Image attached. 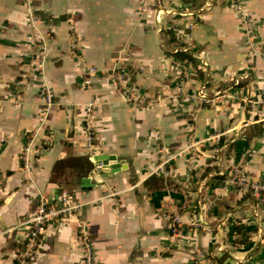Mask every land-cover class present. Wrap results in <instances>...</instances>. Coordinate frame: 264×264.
Segmentation results:
<instances>
[{"label":"crops","instance_id":"1","mask_svg":"<svg viewBox=\"0 0 264 264\" xmlns=\"http://www.w3.org/2000/svg\"><path fill=\"white\" fill-rule=\"evenodd\" d=\"M230 1L162 0L192 17L157 24L151 0H0V264L25 250L39 196L63 191L81 206L28 264H82L84 244L93 264H264V204L229 183L264 181V0H241L255 49ZM178 51L196 61L183 75Z\"/></svg>","mask_w":264,"mask_h":264},{"label":"built area","instance_id":"2","mask_svg":"<svg viewBox=\"0 0 264 264\" xmlns=\"http://www.w3.org/2000/svg\"><path fill=\"white\" fill-rule=\"evenodd\" d=\"M162 0H151L153 5V10L147 11L148 14L153 15V19L157 24L162 23V19L164 16L168 15H179L181 17H192L191 13L180 12L176 13L171 10H166L162 5ZM230 9L231 11L238 17L240 20L245 36L248 39V44L251 49H255L254 38L256 36V17L254 12L248 9L241 0H231L230 1ZM32 23L35 24L36 21L32 20ZM189 28L191 29L194 25L192 22L189 23ZM38 51L41 55L44 54V47L42 45L37 46ZM178 68L181 72V75L185 74L184 63L178 62ZM199 64L202 68H205L207 64L199 59ZM93 69H90V72H93ZM89 81L86 80L85 84H88ZM196 99L200 101H205L207 98L205 87H201L197 94L194 96ZM45 103L47 106H51L53 103V93L51 89H46L45 91ZM256 103L259 106L258 118L256 119V123H261L264 125V87L260 91V96ZM94 106V102H91L86 107V112L89 114ZM249 122H244L243 126H248ZM92 126L90 124L86 127V132L88 133V141L91 143V135H92ZM222 133H217L212 135L209 140L217 143L222 137ZM264 141V138H263ZM24 165L26 170L29 168L28 160L24 159ZM160 171L165 173L164 169L160 167ZM229 183L234 185L239 190L248 193L252 199L257 201L258 203L264 204V181H250L244 178L242 175L234 172L233 175L229 179ZM81 205L72 201L67 192L63 191L59 193L54 202L49 203L44 197L39 196L36 208L32 216L26 221L28 230L26 234V243L25 250L18 256L16 264H28L33 259L34 252L39 246L40 237L44 233L47 226L51 224H55L58 222L66 221L67 218L76 213ZM204 223L203 216H199L198 220L192 224L194 227H198L200 224ZM182 226L181 217L175 215L171 219V235L175 237L179 234L180 227ZM83 261L82 264H93V250L88 244H84L83 246ZM224 248L218 246L216 248V252H223ZM200 258V257H199ZM193 264H198V260L195 259Z\"/></svg>","mask_w":264,"mask_h":264},{"label":"water","instance_id":"3","mask_svg":"<svg viewBox=\"0 0 264 264\" xmlns=\"http://www.w3.org/2000/svg\"><path fill=\"white\" fill-rule=\"evenodd\" d=\"M93 160L95 161V163L100 164L106 171H110L112 173H114L115 171L118 170L119 163L118 162H111L114 161V157H110V156H105V155H101V156H97L94 157ZM88 179H83L82 183H87Z\"/></svg>","mask_w":264,"mask_h":264},{"label":"trees","instance_id":"4","mask_svg":"<svg viewBox=\"0 0 264 264\" xmlns=\"http://www.w3.org/2000/svg\"><path fill=\"white\" fill-rule=\"evenodd\" d=\"M167 33H168V34H171V35H172V40H174L173 34H172L170 31H168ZM173 57H174L175 59L181 61V62H183V61H188V62H191L193 65H196V61H195V59L192 58V56H191L190 54H188V53H184V52L178 51V52H176V53L173 55ZM256 129H259V128H256ZM258 131H260V130H258ZM221 145H222V143L219 142V146H221ZM248 195H249V194H248ZM249 197L252 199V197H251L250 195H249Z\"/></svg>","mask_w":264,"mask_h":264}]
</instances>
